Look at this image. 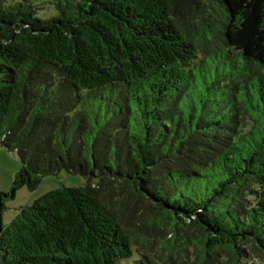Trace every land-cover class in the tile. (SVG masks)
Returning <instances> with one entry per match:
<instances>
[{
  "label": "trees",
  "instance_id": "1",
  "mask_svg": "<svg viewBox=\"0 0 264 264\" xmlns=\"http://www.w3.org/2000/svg\"><path fill=\"white\" fill-rule=\"evenodd\" d=\"M0 0L11 188L0 264L264 262V0ZM2 209V205H1Z\"/></svg>",
  "mask_w": 264,
  "mask_h": 264
},
{
  "label": "rangeland",
  "instance_id": "2",
  "mask_svg": "<svg viewBox=\"0 0 264 264\" xmlns=\"http://www.w3.org/2000/svg\"><path fill=\"white\" fill-rule=\"evenodd\" d=\"M29 2L36 7H41L38 11L40 16L46 15L47 17L57 13L53 5L46 3L47 0H29ZM20 165L17 151L8 149L0 144V193L2 195L0 217L2 226L7 225L21 207L32 204L34 200L43 194L63 186L80 187L85 184L83 176L61 170L55 175L44 176L32 190L24 185L18 188L12 195V183L20 169ZM250 263L264 264V262L256 260H252Z\"/></svg>",
  "mask_w": 264,
  "mask_h": 264
},
{
  "label": "water",
  "instance_id": "3",
  "mask_svg": "<svg viewBox=\"0 0 264 264\" xmlns=\"http://www.w3.org/2000/svg\"><path fill=\"white\" fill-rule=\"evenodd\" d=\"M1 199H2V195L0 193V212H1V205H2ZM1 230H2V224H1V217H0V232H1Z\"/></svg>",
  "mask_w": 264,
  "mask_h": 264
}]
</instances>
